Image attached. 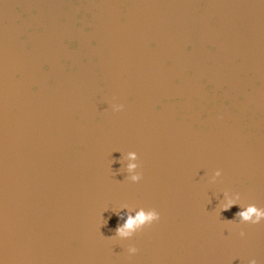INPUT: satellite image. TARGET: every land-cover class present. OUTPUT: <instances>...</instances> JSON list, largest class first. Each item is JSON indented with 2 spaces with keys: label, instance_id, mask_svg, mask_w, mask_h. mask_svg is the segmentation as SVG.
Instances as JSON below:
<instances>
[{
  "label": "water",
  "instance_id": "water-1",
  "mask_svg": "<svg viewBox=\"0 0 264 264\" xmlns=\"http://www.w3.org/2000/svg\"><path fill=\"white\" fill-rule=\"evenodd\" d=\"M250 206L264 0H0V264H264Z\"/></svg>",
  "mask_w": 264,
  "mask_h": 264
},
{
  "label": "clouds",
  "instance_id": "clouds-1",
  "mask_svg": "<svg viewBox=\"0 0 264 264\" xmlns=\"http://www.w3.org/2000/svg\"><path fill=\"white\" fill-rule=\"evenodd\" d=\"M123 110V106H119L117 109H115V111H121ZM131 158L135 159V156L132 155ZM130 170L135 168V165H130L129 166ZM133 179H139V177H133ZM232 207V204L229 203L225 208L224 211H227L228 208ZM240 218L243 219L244 221H250L253 224H259L260 221L262 219H264V211H260L259 209H257L255 206H250L247 208L246 211L241 212L240 214ZM253 217H255V219L253 220ZM161 220V216L158 212H150V213H145L144 211H141L137 217L134 219L131 216H129L126 224L119 228L117 230V234L120 236H125L128 234L127 230H132L134 229V226H138V225H142L144 223H152L155 222L158 223ZM243 235V233H242ZM133 251H135V249H133ZM253 264H255V261H253Z\"/></svg>",
  "mask_w": 264,
  "mask_h": 264
}]
</instances>
